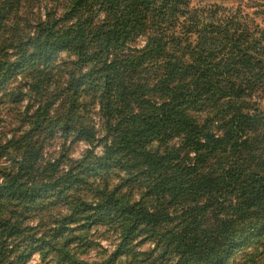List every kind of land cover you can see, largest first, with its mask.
I'll return each instance as SVG.
<instances>
[{
  "label": "trees",
  "instance_id": "16d2710c",
  "mask_svg": "<svg viewBox=\"0 0 264 264\" xmlns=\"http://www.w3.org/2000/svg\"><path fill=\"white\" fill-rule=\"evenodd\" d=\"M257 14L206 0H0V91L20 100L22 88L8 86L30 75L34 98L47 101L37 120L64 101L70 119L49 124L70 131L80 110L96 106L105 131L102 155L41 185L22 181L40 151L21 146L17 171L0 179V236L24 233L16 209L54 192L77 203L84 224L116 228L113 261L144 264L134 243L146 237L161 247L151 264H264V108L249 102L264 89ZM62 52L77 61L65 85L52 68ZM89 176L91 204L72 192ZM45 244L33 241L26 257Z\"/></svg>",
  "mask_w": 264,
  "mask_h": 264
},
{
  "label": "rangeland",
  "instance_id": "374dc122",
  "mask_svg": "<svg viewBox=\"0 0 264 264\" xmlns=\"http://www.w3.org/2000/svg\"><path fill=\"white\" fill-rule=\"evenodd\" d=\"M206 3H222L228 7L241 4L246 7V12L259 13L253 16L259 28V32L254 37L262 39L261 47L264 50V0H206ZM260 12L263 13L260 14ZM142 44L143 41L138 39L130 47H141ZM258 57L264 63L263 54ZM76 62V58L68 52L60 53L52 65L54 81L57 79L65 85L71 65ZM17 79L20 83L15 80L13 85L8 86L7 92L17 91L16 89L21 87L20 100L15 101L9 94L0 91V179L4 178L5 175L2 173L6 169L8 173L17 171L21 157L24 155L22 147L26 148L29 143L31 147L34 146L40 151L33 170L26 176L28 178H22V181L29 186L53 181L55 176L78 172L80 162H88L92 156L102 155L104 147L101 140L105 137V131L96 106L89 107L86 111L80 110L70 123L73 126L70 131L63 129L64 121L51 130L49 121L69 118L64 113L62 115L64 101H53V107L44 113L40 120H37L38 108L47 104V101L34 98L36 92L30 90L32 83L30 75L21 73L17 75ZM249 102L255 107L264 108V89H256ZM191 113L195 114V112ZM81 124L87 129L83 134H79ZM26 133H29L31 142L26 139L21 144L9 143L12 140L21 139ZM93 133H95V139L92 138ZM176 142L177 139L172 140L170 144ZM52 164H55L53 168H51ZM119 178L118 174L114 175L111 183ZM85 182L87 184L78 186V191L72 192L78 193L85 203H96L98 190L93 183V178L89 176ZM46 193H44L46 198L42 200V205L33 206L28 212L23 211L22 208L16 209L18 214L14 215L12 220L19 219V222H22L21 229L26 231L14 237H8L7 234L0 236V249L3 248L0 264H134V260L129 256L113 261L112 255L119 244L120 235L108 220L84 224L80 221V217L86 215L79 214V210H75L77 203L73 199L66 200L64 196L54 192L46 196ZM13 210H15L14 206L5 210L1 217H10ZM73 219L74 222H69ZM2 227L0 226V230L3 229ZM55 229L62 230L56 240ZM145 238L141 237L135 241L134 252L142 254L139 256V261L151 264L161 247L156 238ZM39 239H44L47 244L42 246V251L37 249L27 258L32 242ZM40 243L36 245L39 246ZM167 257H172V252Z\"/></svg>",
  "mask_w": 264,
  "mask_h": 264
}]
</instances>
